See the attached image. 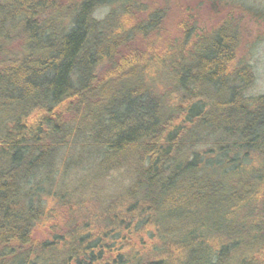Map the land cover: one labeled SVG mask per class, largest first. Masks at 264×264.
Instances as JSON below:
<instances>
[{"label": "trees", "instance_id": "16d2710c", "mask_svg": "<svg viewBox=\"0 0 264 264\" xmlns=\"http://www.w3.org/2000/svg\"><path fill=\"white\" fill-rule=\"evenodd\" d=\"M118 2L0 0V264H264V94H247L239 24L199 36L190 64L179 45L145 59L132 43L160 13L126 26L135 4ZM73 150L134 178L103 208L108 231L70 224L38 241L49 199L72 193L48 173ZM126 220L135 236L156 228L162 248L115 253Z\"/></svg>", "mask_w": 264, "mask_h": 264}, {"label": "rangeland", "instance_id": "374dc122", "mask_svg": "<svg viewBox=\"0 0 264 264\" xmlns=\"http://www.w3.org/2000/svg\"><path fill=\"white\" fill-rule=\"evenodd\" d=\"M118 1L117 4H120L122 10L128 4H135L130 13L122 17V23L126 26L147 18L151 12L159 11L160 13L161 23L157 27L151 28V33L148 36L140 37L136 43H132L135 45H132L131 50L143 55L145 59L152 56L160 57L164 51L172 52L179 45L185 51L184 57L187 62L186 55L199 36L207 35L206 38H214V32L224 23L225 19L234 20V24H239L240 31L238 60L242 62L241 64L250 65L255 75V80L247 89V94L255 96L264 94L263 16L254 18L236 9L233 5L236 4L235 0ZM242 1L255 4L254 6L264 12V0ZM136 6L138 9H135ZM112 7L111 3L99 4L95 15L103 18ZM174 60L171 58L169 62L172 63ZM187 64L190 63L187 62ZM80 153H83V157L79 158L80 162L74 165L72 160ZM131 174L132 171L127 168L115 169L108 174L101 161V155L97 151L96 154H93L73 150L59 162L55 170L48 173L52 177L60 178V185L69 189L72 192L71 196H67L65 200L63 196L46 200L48 203L50 202L49 208L47 206L44 219L34 227L33 237L38 241L53 238L54 233L63 234L70 224H75V227L90 226L102 232L108 231L105 219L101 214L103 208L108 202L118 201L122 197L119 195H122L123 190L131 185V179L134 178ZM44 185L47 188H57L56 183ZM60 199L63 200L57 204ZM132 227L129 220L123 224H117V230H122V237L118 239L119 244L112 246L115 253L125 251V249H117L123 247V244H127L126 248H134L141 254L148 253L150 255L157 253V248H162L158 242L160 232L156 228L152 229L151 225H148L135 236L129 233ZM111 232L112 229L105 234L114 233ZM107 243L111 244V242H104L106 248Z\"/></svg>", "mask_w": 264, "mask_h": 264}]
</instances>
